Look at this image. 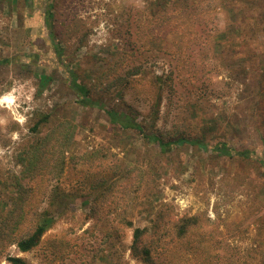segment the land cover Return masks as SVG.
I'll use <instances>...</instances> for the list:
<instances>
[{
  "label": "rangeland",
  "instance_id": "obj_1",
  "mask_svg": "<svg viewBox=\"0 0 264 264\" xmlns=\"http://www.w3.org/2000/svg\"><path fill=\"white\" fill-rule=\"evenodd\" d=\"M149 1L0 0V264H145L130 251L134 228L173 215L200 223L153 264H264V0H178L187 34L160 31L165 11ZM71 70L146 134L210 149H165L113 124ZM56 186L74 202L20 251L11 240L33 230ZM21 209L24 221L11 213Z\"/></svg>",
  "mask_w": 264,
  "mask_h": 264
},
{
  "label": "trees",
  "instance_id": "obj_2",
  "mask_svg": "<svg viewBox=\"0 0 264 264\" xmlns=\"http://www.w3.org/2000/svg\"><path fill=\"white\" fill-rule=\"evenodd\" d=\"M149 2L150 8L154 11H165V15H162L160 17V31L168 33L177 30L178 32L182 31L184 34L188 33L189 26L186 25L187 21L183 20L182 18L184 16H188L189 12H187L185 6L183 8L178 6V4H180L178 0H158L157 2L150 0ZM175 14L179 15L174 16ZM160 18L158 17V19ZM192 23L193 21L190 22V24ZM149 39H153V37L151 36ZM56 51L58 55H60V50L57 45ZM72 71L73 70H71V75L69 78L71 87L74 88V90L78 91V93L83 97L85 103H87L88 105L99 107L104 112H106L109 115V118L113 124L120 126L124 129L138 130L141 133L145 134L146 137L150 140L154 139L156 141H159L162 148L165 149L167 146H181L185 144L197 145L200 148H203L204 150L210 149L208 144L204 143L203 140L199 138L189 139L185 136H179L173 141L164 142L160 134H146L144 125L141 122H138L136 118L132 115L123 111H118L115 108H111L105 105L102 101L93 99L91 97L89 88L79 80V75L75 71ZM45 118L49 119V115H47ZM212 149L221 154L230 156L239 155L249 158L252 155V152L250 150L236 151L230 149L229 146H227L226 144H220L216 146V148ZM42 151H39V149L37 148L35 152L32 153L33 156H30L26 160H28L29 163H32L34 167H36L38 162L43 161L44 159H41V156L44 153V151ZM63 160H66L65 157ZM50 195V208H46L42 212H39L33 230H31L29 233L20 237L17 240H11L16 243L20 251H31L39 244L43 235L55 223V213L57 211L55 210V207L60 208V205L68 206L71 204V202H74L75 200L69 199L70 195L68 193H65V191L62 190L59 186H56L55 190ZM11 213H15L16 217H18L20 221H24L25 217L27 216L23 209L18 212L14 211ZM161 217L162 214L160 218ZM5 223H7V215L2 216L0 218V241L5 239L1 230V225ZM199 223L200 219L197 216L186 215L180 216L176 219V215H173L172 218H169L163 224L155 223L153 227L144 228L135 227L132 238V244L130 246L131 254L132 256H134L145 264H153L157 258L159 259L162 255L167 252L168 246L171 245L172 242L176 240V238L184 239L189 237L195 231L196 226H198ZM128 224L130 227L133 226L132 221H129ZM6 260L9 264H29L26 259L20 256H7ZM201 263L206 264L208 263V260L206 258H203Z\"/></svg>",
  "mask_w": 264,
  "mask_h": 264
}]
</instances>
